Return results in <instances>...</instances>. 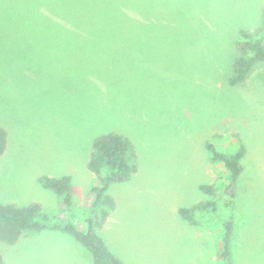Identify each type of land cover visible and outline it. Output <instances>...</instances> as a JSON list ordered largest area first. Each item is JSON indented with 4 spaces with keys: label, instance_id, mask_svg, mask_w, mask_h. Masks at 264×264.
Returning <instances> with one entry per match:
<instances>
[{
    "label": "rangeland",
    "instance_id": "374dc122",
    "mask_svg": "<svg viewBox=\"0 0 264 264\" xmlns=\"http://www.w3.org/2000/svg\"><path fill=\"white\" fill-rule=\"evenodd\" d=\"M151 1L150 27L127 44L94 45L58 14L61 0H0V127L8 139L0 203L38 202L84 229L98 185L87 169L92 143L117 133L130 140L136 171L110 184L114 207L100 205L107 216L96 232L123 264H221L228 216L232 264H264V62L227 84L238 31L264 32V2ZM231 134L245 156L226 208V173L205 145L235 152ZM43 175L71 178L70 212L38 184ZM205 200L217 202V220L190 225L179 216ZM0 253L5 264H93L60 231H27L14 245L0 242Z\"/></svg>",
    "mask_w": 264,
    "mask_h": 264
},
{
    "label": "trees",
    "instance_id": "16d2710c",
    "mask_svg": "<svg viewBox=\"0 0 264 264\" xmlns=\"http://www.w3.org/2000/svg\"><path fill=\"white\" fill-rule=\"evenodd\" d=\"M58 3L59 15L73 20L76 30L93 35V39L85 42L127 44L131 41V35L138 29L150 27L147 22L150 17L151 0H61ZM264 2V0H263ZM128 9V10H127ZM130 10V12H128ZM139 13L143 20L139 21L130 13ZM264 21V3L262 7ZM70 26V27H71ZM62 28L64 26H57ZM98 32L105 34L100 37ZM90 37V36H89ZM125 37V38H124ZM80 43H85L79 39ZM76 41V40H75ZM77 42V41H76ZM100 45V44H98ZM236 55L232 62V74L227 80L231 87L241 84L251 74L254 67L264 62V32L238 31V39L235 42ZM237 140V148L232 153L219 152L212 144H206L205 149L210 154V160L214 165H220L225 171L226 181L222 185L225 195L223 204L229 207L233 204L237 179L243 171L241 160L245 156V148L237 134H231ZM8 144L7 132L0 127V156L4 154ZM135 153L129 139L117 133H108L97 137L92 143V150L87 162V169L93 174L98 183L93 187L91 194L94 200L89 216L84 220V229L75 226L71 222H63L55 215L43 211L42 205L32 202L26 206H18L13 203H0V242L6 245H14L23 233L27 231L42 232L60 231L71 235L81 246L90 252L93 264H123L107 247L105 241L96 232L101 227L107 211L101 210L100 205L113 209L112 199L106 195L111 183L127 182L136 171ZM38 184L45 190L53 192L59 199L61 206L68 213L72 205V187L69 176L49 177L40 176ZM208 196H214L215 186H201ZM217 202L215 200L199 201L190 207L178 209L179 216L190 225H199L205 221H215L217 216ZM98 213L100 216L98 218ZM220 223L222 227V240L220 243L219 260L221 264H232L230 251V236L232 222L230 216ZM206 223V222H205ZM221 231V230H220ZM0 264H5L0 253Z\"/></svg>",
    "mask_w": 264,
    "mask_h": 264
}]
</instances>
